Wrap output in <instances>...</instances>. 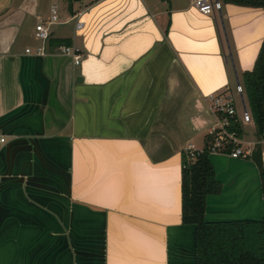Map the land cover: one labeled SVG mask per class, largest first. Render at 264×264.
Instances as JSON below:
<instances>
[{
    "label": "crops",
    "instance_id": "crops-1",
    "mask_svg": "<svg viewBox=\"0 0 264 264\" xmlns=\"http://www.w3.org/2000/svg\"><path fill=\"white\" fill-rule=\"evenodd\" d=\"M45 1L0 0V264H169L175 250L190 263L181 152L204 146L206 96L231 90L229 53L234 68V58L253 68L264 9L220 0L204 15L191 0H77L75 10V0H47L49 12L58 7L49 38L81 52L75 65L49 42L37 54L41 41L28 38L48 19ZM211 160L222 190L208 195L206 218L261 219L256 163Z\"/></svg>",
    "mask_w": 264,
    "mask_h": 264
},
{
    "label": "trees",
    "instance_id": "trees-1",
    "mask_svg": "<svg viewBox=\"0 0 264 264\" xmlns=\"http://www.w3.org/2000/svg\"><path fill=\"white\" fill-rule=\"evenodd\" d=\"M223 2L264 9V0H223ZM166 31L167 29L164 31L165 35ZM48 42L51 46L70 45L68 39L50 40L49 38ZM242 77L257 132L262 134L264 132V39L253 68L243 71ZM253 157L258 160L259 150L254 152ZM259 170L264 195V169L259 168ZM180 190L181 222L193 225L196 230L195 249L194 252H190L194 264H264V216L261 219L212 221L206 218L208 195L218 194L222 190V183L216 177L207 144L202 151H197L194 159H190L187 152L182 150ZM182 262L190 264L186 260Z\"/></svg>",
    "mask_w": 264,
    "mask_h": 264
},
{
    "label": "built area",
    "instance_id": "built-area-1",
    "mask_svg": "<svg viewBox=\"0 0 264 264\" xmlns=\"http://www.w3.org/2000/svg\"><path fill=\"white\" fill-rule=\"evenodd\" d=\"M191 4L204 15H211L215 10H221L220 0H191ZM58 21V7L52 4L49 18L40 21L35 25L34 37L41 41V45L36 48L37 54H44L45 43L50 37L51 24ZM82 27L81 20H76L75 28ZM57 50L63 55L70 56L73 64L81 62V52L70 45H59ZM28 52L29 49H26ZM229 88L216 90L206 96L208 110L212 115L213 123L207 128L205 143L212 154L229 155L233 158L252 159L256 150L262 151L264 159V132H257L256 123L249 105L245 87L242 81H238L233 92H227ZM220 92V93H216ZM252 125L257 134L255 138L247 135L246 127ZM5 141L0 134V144ZM203 146V147H204ZM203 147L197 149L194 144H189L184 151L190 159L196 157L197 151H202ZM253 161V160H252ZM1 181V176H0Z\"/></svg>",
    "mask_w": 264,
    "mask_h": 264
},
{
    "label": "rangeland",
    "instance_id": "rangeland-1",
    "mask_svg": "<svg viewBox=\"0 0 264 264\" xmlns=\"http://www.w3.org/2000/svg\"><path fill=\"white\" fill-rule=\"evenodd\" d=\"M95 0H84V4H90L91 2H94ZM149 2H153L154 0H148ZM189 2H190V0H188ZM73 3H74V9L75 10H78L80 7V2L79 1H77V0H75V1H73ZM48 5V1L46 0L45 1V9H47L46 7H48L47 6ZM49 14H50V12H49V8L47 9V11H46V13H45V16H48V18H49ZM75 21L73 20V21H71V23H70V25L71 24H73ZM33 24V22H31V24L30 25H32ZM32 27H34V24H33V26ZM34 29V28H33ZM32 33H34V32H32ZM21 39H19V42H21L22 40H24V38H22V36L20 37ZM29 38V40H33V43L35 44V43H37V41L35 40V38H34V35L33 36H31V39H30V37H28ZM33 38V39H32ZM235 59V64H236V67L234 68V63H233V61H232V59H231V57H229L228 58V61L226 62V64H227V68H228V72H229V74H230V77H231V90L230 89H228L227 90V92H233L234 91V89H235V87H236V84H237V79H236V75H235V69L237 70V73H238V79L240 80V81H242V74H243V70H242V68H241V66H240V64L238 63V60H236V58H234ZM216 93H220V92H216ZM246 131H247V135L249 136V137H251V138H255L256 137V133H255V131L253 130V126L252 125H249V126H247L246 127ZM196 143L198 144V145H201L202 144V141H201V137H199L198 138V140H196ZM221 155H223V154H221ZM252 160H254L255 162H256V165L257 166H259V168L260 169H264V159H263V155H262V151H259V157H258V160L255 158V157H253L252 159H251V161ZM186 238L187 239H189L188 237H187V235H186ZM179 239H180V237H179ZM181 240H182V238H181ZM192 243V242H191ZM192 246V248L191 249H193L194 248V245H195V243L194 244H191ZM189 251H193V250H189ZM178 252L175 250V256H174V259H173V256L171 255V260H173L172 262H170L169 264H180V260H179V258H178ZM187 254V253H186ZM177 255V256H176ZM188 257H189V255H187ZM190 264H194V261H193V259H191V261H190Z\"/></svg>",
    "mask_w": 264,
    "mask_h": 264
},
{
    "label": "water",
    "instance_id": "water-1",
    "mask_svg": "<svg viewBox=\"0 0 264 264\" xmlns=\"http://www.w3.org/2000/svg\"><path fill=\"white\" fill-rule=\"evenodd\" d=\"M229 56L232 58V54H231V52L229 53ZM180 194H181V190H180Z\"/></svg>",
    "mask_w": 264,
    "mask_h": 264
}]
</instances>
